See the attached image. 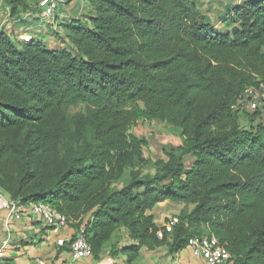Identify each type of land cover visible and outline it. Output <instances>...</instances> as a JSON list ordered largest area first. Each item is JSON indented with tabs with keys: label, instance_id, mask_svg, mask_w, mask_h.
<instances>
[{
	"label": "trees",
	"instance_id": "trees-1",
	"mask_svg": "<svg viewBox=\"0 0 264 264\" xmlns=\"http://www.w3.org/2000/svg\"><path fill=\"white\" fill-rule=\"evenodd\" d=\"M199 1L88 0V22L60 25L61 51L0 29V191L85 224L98 264L162 247L175 257L202 235L227 264H264V123L244 115L243 127L233 110L264 79V0L226 6L224 32ZM142 120L179 130L182 145L151 163L130 133ZM166 202L192 207L171 234L151 214Z\"/></svg>",
	"mask_w": 264,
	"mask_h": 264
},
{
	"label": "crops",
	"instance_id": "crops-1",
	"mask_svg": "<svg viewBox=\"0 0 264 264\" xmlns=\"http://www.w3.org/2000/svg\"><path fill=\"white\" fill-rule=\"evenodd\" d=\"M23 1L27 3L30 10L27 12L20 11L16 16H13L11 14V8L6 6V0H0V29H5L10 34H15L17 39L22 42H30L32 40L44 42L54 51H61L68 48L65 43L66 39H61L60 36L58 37V33L61 31V24H71L77 21L84 23L88 22L94 16L88 0H54L57 9L54 18L52 17L50 19L42 16V10L39 8L42 0ZM247 1L250 0H245L240 5H234L232 9L241 6ZM204 15L211 18V26L213 28L223 32L226 30V28H220L223 24L221 18H219L217 23H214L212 19L216 15L213 11H209L207 14L204 13ZM143 122L148 124L158 123L156 121L142 120L138 124ZM12 202L8 194H4V199L0 200V250L4 251V261L6 264H98L93 258L73 262L68 247L69 243L67 242L62 247L57 245V242L60 240H69L72 238L77 230L75 228L76 224L71 223L68 227L58 232L48 230L44 219L33 214L30 204L20 205L18 211L22 214V218L17 220L10 212ZM159 206L161 205L157 207ZM157 207L151 214L154 215ZM6 241L8 242L7 246L4 245ZM129 244H132V242L125 239L124 245L122 246ZM158 251L159 249L152 253ZM148 252L147 249H144L142 256ZM189 255L191 257L193 256L191 249H186L176 255V258L180 259L181 257V260L187 263L190 259ZM155 257L156 255L151 256L152 259L156 260L157 257ZM107 260L108 258L103 260V262ZM110 260L113 264H125L123 258H121L123 262L119 259L115 261ZM194 264L204 263L195 259Z\"/></svg>",
	"mask_w": 264,
	"mask_h": 264
},
{
	"label": "built area",
	"instance_id": "built-area-1",
	"mask_svg": "<svg viewBox=\"0 0 264 264\" xmlns=\"http://www.w3.org/2000/svg\"><path fill=\"white\" fill-rule=\"evenodd\" d=\"M44 18H54L56 12V3L54 0H42L39 4ZM234 111L239 114L255 115L256 122L264 123V79L258 86L247 88L242 96L239 97L237 104L233 107ZM4 199V194L0 191V200ZM19 202H12L10 212L17 220L22 218V214L18 211ZM30 208L36 216L44 219L46 228L51 231H61L68 227L73 221L65 214L59 213L49 205L42 203H31ZM69 243L71 260L77 262L83 259L93 258L91 246L88 244L86 235V226L82 224L69 240H60L57 245L62 247ZM8 242L4 243L7 246ZM189 248L193 256L204 261L206 264H227L231 260V255L227 249L221 244L215 235L193 236L189 240ZM0 264H6L4 261V251L0 250Z\"/></svg>",
	"mask_w": 264,
	"mask_h": 264
},
{
	"label": "rangeland",
	"instance_id": "rangeland-1",
	"mask_svg": "<svg viewBox=\"0 0 264 264\" xmlns=\"http://www.w3.org/2000/svg\"><path fill=\"white\" fill-rule=\"evenodd\" d=\"M245 0H200V8L207 14L209 11H213L216 16L212 20L214 23L219 21L224 14L227 13L226 6H234L240 5V3L244 2ZM87 8V6H86ZM221 29L225 28L222 24ZM84 107L79 106L76 109L70 110L71 114H75L79 111H83ZM5 117L13 116L11 113L6 112L4 113ZM249 118V117H248ZM244 117L242 114L239 115L240 123L243 127H249V119ZM136 137L145 139L147 141V145L144 147L143 152L146 159L150 160L151 163H155L158 160H164L165 155L164 152L176 149L183 143V138L181 136V132L175 129L172 126L163 123H155V124H148V123H139L137 126L133 127L130 131ZM188 166V163H187ZM152 172V171H151ZM161 206L157 207L155 210V218L156 223L159 228L163 229L166 228L169 233L171 234L174 230V227L180 221V217L182 214H187L191 211L192 207H188L182 203H163L160 204ZM204 233H206V229H203ZM124 245V240L120 242L119 246ZM112 246L107 247L103 253L101 254V258L106 260L107 254L112 251ZM158 250V249H157ZM157 257V259H152L151 256ZM190 256V255H189ZM188 256V257H189ZM155 257V258H156ZM187 258V257H186ZM110 259V258H108ZM180 257V259L175 257H170L168 255L167 247L159 248V251L156 253L148 252L145 253L140 260L135 264H194L195 259L193 256H190V259L187 263H184ZM121 262V258H119ZM187 260V259H186Z\"/></svg>",
	"mask_w": 264,
	"mask_h": 264
}]
</instances>
